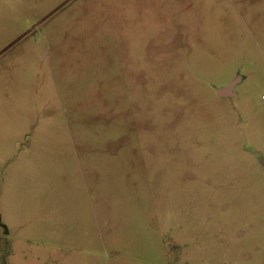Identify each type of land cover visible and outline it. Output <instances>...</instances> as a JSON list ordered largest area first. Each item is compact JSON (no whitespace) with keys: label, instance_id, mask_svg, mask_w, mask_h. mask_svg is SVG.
<instances>
[{"label":"rangeland","instance_id":"rangeland-1","mask_svg":"<svg viewBox=\"0 0 264 264\" xmlns=\"http://www.w3.org/2000/svg\"><path fill=\"white\" fill-rule=\"evenodd\" d=\"M0 264H264V0H0Z\"/></svg>","mask_w":264,"mask_h":264},{"label":"water","instance_id":"water-1","mask_svg":"<svg viewBox=\"0 0 264 264\" xmlns=\"http://www.w3.org/2000/svg\"><path fill=\"white\" fill-rule=\"evenodd\" d=\"M239 80L233 81L232 83H230L226 88L222 89L219 91V94L221 96H233V89L235 88V86L238 84Z\"/></svg>","mask_w":264,"mask_h":264},{"label":"crops","instance_id":"crops-1","mask_svg":"<svg viewBox=\"0 0 264 264\" xmlns=\"http://www.w3.org/2000/svg\"><path fill=\"white\" fill-rule=\"evenodd\" d=\"M236 86H237V85H236ZM236 86H235V87H236ZM234 89H235V88H234ZM234 89H233V91H232V92H233V96L235 95V93H234ZM221 90H222V89H221ZM219 91H220V90H219ZM219 91H218V93H219ZM219 95H220V94H219ZM220 96H221V95H220ZM223 97H225V96H223ZM226 97H232V96H226Z\"/></svg>","mask_w":264,"mask_h":264}]
</instances>
